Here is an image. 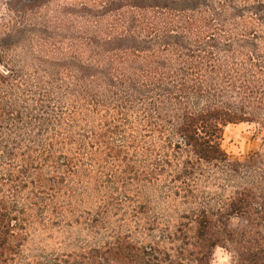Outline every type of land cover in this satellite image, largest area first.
<instances>
[{
  "label": "trees",
  "instance_id": "obj_1",
  "mask_svg": "<svg viewBox=\"0 0 264 264\" xmlns=\"http://www.w3.org/2000/svg\"><path fill=\"white\" fill-rule=\"evenodd\" d=\"M98 6L35 36L67 48L2 47L0 264H264V148L220 144L264 132V0Z\"/></svg>",
  "mask_w": 264,
  "mask_h": 264
},
{
  "label": "rangeland",
  "instance_id": "obj_2",
  "mask_svg": "<svg viewBox=\"0 0 264 264\" xmlns=\"http://www.w3.org/2000/svg\"><path fill=\"white\" fill-rule=\"evenodd\" d=\"M102 1L104 0H0V54L2 47L45 50L55 45L67 48L70 42L57 40L59 43H56L53 39L44 42L37 37L51 38L54 34L73 36L78 31L91 29L93 25L89 17L91 13L100 14L96 12L101 11L98 5ZM103 25V22L99 24ZM17 30L25 31L27 37L16 41L14 36ZM19 55L7 54V61L14 65L36 61L33 56ZM39 58L43 59V56L39 55ZM81 59L86 60L87 57L83 56ZM220 144L231 160H240L250 153L263 150L264 132L256 125H227L223 128ZM240 224L238 219L230 222L233 228ZM261 232L264 235V227ZM211 264H232V259L225 250L216 249Z\"/></svg>",
  "mask_w": 264,
  "mask_h": 264
}]
</instances>
